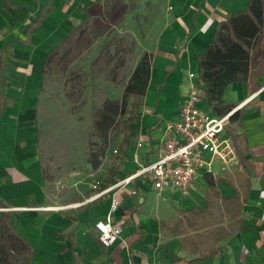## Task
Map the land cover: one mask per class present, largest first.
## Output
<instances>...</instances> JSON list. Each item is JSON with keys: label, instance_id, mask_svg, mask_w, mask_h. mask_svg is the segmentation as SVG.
Returning <instances> with one entry per match:
<instances>
[{"label": "crops", "instance_id": "1", "mask_svg": "<svg viewBox=\"0 0 264 264\" xmlns=\"http://www.w3.org/2000/svg\"><path fill=\"white\" fill-rule=\"evenodd\" d=\"M100 1L0 0V217L10 215L12 228L33 249V264H264V77L257 80L258 91L252 83L240 82L224 93L229 104L245 103L239 125L228 128L244 137V168L222 169L215 163L188 196L139 185L138 195L122 198L112 216L123 233L110 248L102 246L95 229L109 215L110 197L81 206L94 193L62 202V179L44 174L35 124L48 54L84 24L88 10ZM149 2L152 39L146 53L153 55V65L147 95L133 127L135 138L104 159L108 179L102 188L135 170V153L143 162L158 158L179 120L189 74L200 82L199 58L214 43L219 24L247 11L250 0ZM239 171L237 184L230 182L228 176ZM207 177L225 180L223 198L240 190L246 178L250 183L240 231L218 243L204 236L209 228H201V218L188 214L208 207ZM187 238L193 241L183 249L181 241ZM212 249L219 253L211 256Z\"/></svg>", "mask_w": 264, "mask_h": 264}, {"label": "rangeland", "instance_id": "2", "mask_svg": "<svg viewBox=\"0 0 264 264\" xmlns=\"http://www.w3.org/2000/svg\"><path fill=\"white\" fill-rule=\"evenodd\" d=\"M150 10L149 0H101L84 24L48 54L35 125L44 174L62 179V202L80 201L94 193V185L107 182L103 162L124 139L125 118H118L110 146L93 169L88 164L93 107L122 99L152 39ZM200 107L207 111L204 103ZM93 141L102 154L98 140ZM240 173L228 176L230 182L237 184Z\"/></svg>", "mask_w": 264, "mask_h": 264}, {"label": "trees", "instance_id": "3", "mask_svg": "<svg viewBox=\"0 0 264 264\" xmlns=\"http://www.w3.org/2000/svg\"><path fill=\"white\" fill-rule=\"evenodd\" d=\"M92 9L93 7L88 13ZM199 60L203 101L212 115L225 116L236 107L224 99V93L229 86L247 82L253 84L254 91H258L261 85L257 80L264 77V0H250L247 11L231 14L226 21L220 23L214 43ZM152 65L153 55L144 54L125 86L122 99L107 101L101 107L94 105L88 143V161L94 169L99 167L100 157L104 156L110 146L112 130L118 118H125L122 125L124 139L119 143V148L126 149L135 138L133 125L140 120L138 111L147 95ZM241 117V111L236 112L231 117V123L239 125ZM230 133L234 139L239 166L244 168V137L237 128L231 129ZM93 138L100 143L102 154L94 149L96 144ZM224 182L223 179L207 177L208 207L188 212L192 217L203 220L201 228H209L204 236L216 243L240 231L241 215L250 189L249 178H246L241 183L240 190L236 189L233 196L223 198L220 187ZM9 217V214L0 217V264H33L32 247L12 228ZM190 241L193 238L182 240V248H188ZM218 253V249L209 252L211 256Z\"/></svg>", "mask_w": 264, "mask_h": 264}, {"label": "built area", "instance_id": "4", "mask_svg": "<svg viewBox=\"0 0 264 264\" xmlns=\"http://www.w3.org/2000/svg\"><path fill=\"white\" fill-rule=\"evenodd\" d=\"M190 82L185 85L187 94L183 100L179 120L172 126L160 148L158 158L153 162H143L134 155L136 168L133 172L117 180L111 186H93L94 195L85 203H93L109 196V215L95 223L98 240L105 248L114 246L122 237L123 228L112 221V216L121 206V199L138 195V186L163 192L165 189L179 191L188 196L196 192L199 180L205 171H210L215 163L222 169L239 166V158L234 139L228 132L231 117L241 111L245 103L236 106L225 116H214L209 109L200 107L203 89L195 73L189 74ZM143 144L139 143L138 148ZM118 151L115 150L114 154ZM70 207V206H69ZM58 209V208H52Z\"/></svg>", "mask_w": 264, "mask_h": 264}]
</instances>
